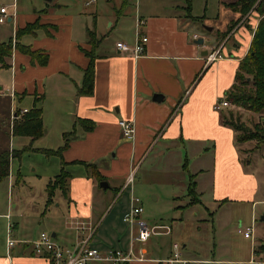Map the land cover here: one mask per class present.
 Returning a JSON list of instances; mask_svg holds the SVG:
<instances>
[{"label":"crops","instance_id":"crops-1","mask_svg":"<svg viewBox=\"0 0 264 264\" xmlns=\"http://www.w3.org/2000/svg\"><path fill=\"white\" fill-rule=\"evenodd\" d=\"M184 1L191 5L190 0ZM95 2L97 0H89L86 4ZM185 11V3H175L173 0H149L145 3L136 0L134 14L127 18L130 22L129 33L122 32L119 35L115 30L116 41L112 43L111 37L109 40L104 34V40L98 39L100 32H97L96 18L92 19V25L96 29L85 26L86 38L81 40L79 30L76 31L78 28L70 25L63 34L56 23L48 21V9L43 8L38 15L41 17L40 21L50 25L42 29L41 34H36L41 39L34 49L47 53V63H31L25 55L27 59L23 58L22 63L16 62L15 67L10 65L19 75L26 70L33 72L32 88L27 90L24 97L33 98V106L41 108L43 132L37 139L52 134L50 126L44 123L46 108L42 104H35V100L41 96L44 101L49 90V96L56 103L54 135L57 133V138H53L57 144L44 148L56 151L63 146L65 140L68 141L59 156L54 154L56 161H51L52 168L39 176V179H43L41 206L45 210L42 214L48 207L61 208L62 202L64 203L60 216L49 219L52 221L49 222L50 225L45 224L53 231L50 235H54L60 246L73 248L86 240L87 246L89 243L94 244L92 247L103 253L109 249H119L113 245L120 235L125 234V241L119 242L122 245L119 250L126 251L129 248L131 239L137 235L138 226L130 227L127 222L122 221V217L129 212L132 204L142 205L141 202L131 201L130 197L135 196L132 183L126 185V179L130 173L141 168L147 157L146 153L159 142L162 144L161 161L167 163L164 168L167 171L171 169L164 178L170 191L179 188L187 194L189 172L193 175L199 199L206 191L209 198L219 204L236 199H251L250 191L254 192L256 189L255 178L242 170L236 147V133L223 123V110L227 107L217 111L213 106L234 85V75L244 55L242 51L248 49L252 35L248 31L245 33L242 27L237 28L234 34L238 46L234 44L226 48L224 42L215 46L217 43L200 35V29L195 23L199 21L191 14L190 9L188 14ZM116 12L117 10L113 15ZM113 15L111 14L112 18ZM116 18L115 26L125 20L123 14ZM138 18L143 21L141 33L148 37V41L144 54L135 58L130 52L118 51L116 43L122 41L133 45L135 30L132 32L131 26L134 24L136 28ZM108 25L112 27L114 23L110 21ZM88 30L94 32L96 44L92 50L93 90L91 94L85 95L80 94L78 89L82 84L83 69L88 63L84 51L91 49ZM200 37L203 39L202 44L196 42ZM104 42L108 43L104 45ZM216 50H219V56L214 61H208L207 55ZM25 92L20 90L9 96L0 93V98L7 96L11 103L13 96L21 94L22 98ZM36 94L40 96L34 100ZM156 94L162 97L159 101L153 99ZM31 108L24 107L22 111ZM82 119L92 121L93 128L86 130L84 124L79 122ZM120 119L132 121V138L122 135L118 126ZM170 158H174V163ZM62 161L70 175L68 191L63 195L56 190L52 203L46 208V185L60 173ZM184 163L187 164L188 171L184 170ZM92 165L96 166L95 171L102 177L101 181L108 183L107 188L100 187L101 181L93 175V168H88ZM19 179L18 174L17 181ZM127 189L129 195L124 201L112 202V192L120 199ZM169 197L183 201L177 190L174 194L167 195V200ZM259 201H253L252 206ZM188 203L187 200L184 204L175 205L176 213L170 221L165 220L167 222L157 221L153 215L142 217V211L136 219L146 223L150 229L148 240L158 234L159 229L172 233L174 226L182 223L184 210L195 205ZM0 218L6 220L7 239L11 217L9 213H0ZM68 218L87 227L78 235L75 229L71 234L70 230L66 231ZM18 221L11 228V236L14 229L16 234L13 239L18 243L8 248L6 239L5 244L1 241L0 264H50L43 257L34 255L31 241L35 239L29 237L24 230L25 217L20 216ZM90 224L94 227H90ZM78 236L81 237L80 240L77 239ZM173 244L166 256H157L158 253L141 248L145 251L146 260L128 264H192L201 261L191 256L180 258L181 248L187 244L180 247L178 243L180 255L174 259Z\"/></svg>","mask_w":264,"mask_h":264},{"label":"rangeland","instance_id":"rangeland-1","mask_svg":"<svg viewBox=\"0 0 264 264\" xmlns=\"http://www.w3.org/2000/svg\"><path fill=\"white\" fill-rule=\"evenodd\" d=\"M88 1L0 0V7L9 6L10 11H15L16 14L15 19L0 23V43H8L12 40L14 44L16 42V29L34 20L43 8L48 9L47 13L50 15L48 21L56 23L63 34L70 28V25L73 28H78L76 31L78 32L79 30V39L81 40L86 38L85 26L92 30L96 29V26L93 27L92 25L93 17L94 19L96 18L97 32L98 34L100 32L98 39L100 41L104 40L102 35L104 34L109 37V40L111 37V41L114 43L116 41L115 30L118 31L117 34L119 35L122 32L129 33L130 22L127 18L134 14L136 0H97V2L87 5ZM137 1L145 3L149 0ZM150 1L153 2V0ZM173 1L175 3H185V14H188V2L186 3L184 0ZM235 1L190 0L191 14L199 18L196 19L199 22L195 23L200 29V35L217 43L215 46L222 42L226 43V48L230 45L234 46V44L238 46L234 34L235 29L242 27L246 33V31L251 32V29L256 26L258 16L255 13L247 12L241 15L239 5L234 6V8L229 7V4ZM115 10H117L116 16L123 14L125 19L116 26L117 18L115 14L113 15ZM110 21L114 23L112 27L108 25ZM254 22L255 26H253ZM207 28H211V30L208 31ZM133 29L135 30L134 24L131 26L132 32ZM42 31V29H39L35 34L22 35L17 41L34 49V46L41 39L40 36L36 37V34H41ZM107 43L104 42V45ZM247 51L248 49L242 51V54L244 53L243 57ZM23 58L27 59L25 55L13 47L12 57L5 60L9 67L0 66V93L9 96L20 90L22 92L26 91L22 94V98L21 94L13 96L11 103L10 98L7 96L0 98V151H9L10 154L9 177L0 180V213H9L12 227L20 216L25 217L24 230L29 237L36 239L41 232L49 235L53 232L45 224L50 225L49 222L52 221L49 219L60 216V212L64 209V203L62 202L61 208L48 207L42 214V211L45 210L41 206L43 196L41 180L43 179H39V176L43 172H47L50 167L52 168L51 161L54 159L56 161L54 154H47L43 149H46L44 148L45 146L54 147L57 144V141L53 138H57V133L54 135L56 131H54L56 103L49 96V90L44 101L42 96L40 99L37 98L35 100V97L40 96L37 94L34 96V100L36 105L42 104L46 108L44 123L50 126L52 134L45 138L32 140L28 137L13 135L11 132L12 122L17 118L14 117L13 119L12 113L16 114L15 111L21 110L19 114H23L22 110L24 107L31 108L33 106V98L24 97L27 94V90L32 88L31 79L33 72L26 70L25 72H20L19 75L10 66L13 64V67H15L16 62L22 63ZM228 102L229 105L223 112L225 114L232 112L234 121L238 120L252 128L251 126L258 123L261 118H264V110L261 113H254L233 102ZM236 147L239 152L238 157L241 161L242 170L248 173L250 177L255 178L256 189L254 192L250 191L251 199L249 201L236 199L219 204L209 198L207 191L202 193L200 199L197 195L198 202L196 201L197 203H195L193 208L184 210L182 223L175 225L172 233H165L164 229H159L158 234L151 236L147 242L134 241V252L137 255H139L140 249L144 248L154 254L158 253L157 256H166L169 254L170 246L172 247L175 242L180 247L183 244H187L186 247L181 248L183 250L180 258L191 256L194 259L201 260L192 264H253L254 262H264V251L259 248L264 239V221L261 220V216L264 215V206L261 204L262 201H259L264 200V143L259 140L236 142ZM161 148L162 144L160 142L153 146L152 150L146 153L147 157L144 158L141 168L137 172L132 173V190L134 196L140 200L143 207L142 217L153 215L157 218V221L163 220L167 222L176 213L175 205L184 204L187 200L188 202L194 201L195 198L186 196V191H180L179 188H174L175 190L171 188L172 191H170L169 186L164 182V178L167 177L171 169L167 171L164 168L167 163L161 161ZM183 155L184 153L182 158H184ZM170 159H173L174 163V158ZM18 174L21 178L19 181H17ZM176 190L183 201L177 200V198L172 200L170 197L167 200L166 196L174 194ZM113 194L112 192L114 197L112 202L118 200L119 203L128 197L129 192L127 189L120 199ZM253 201L259 202L252 206ZM252 223L254 233L251 240L238 232V229L241 228L243 230L245 227L252 225ZM67 224L70 228L66 227L68 229L66 231L70 230L71 234H73L75 229L77 235L82 233L83 229L87 227L83 223H74L69 218ZM90 227H92V224H90ZM15 234L14 229H12L13 236L11 237L13 238ZM5 236L6 220L0 218V243L2 241L5 244ZM180 236L181 238H179ZM70 237L73 239L72 235ZM125 238V234L120 235L119 240L113 245L114 248L121 249L120 246L122 245L119 242H124ZM77 239L80 240L81 237L78 236ZM59 242H61L60 238ZM88 246L92 247L95 245L89 243Z\"/></svg>","mask_w":264,"mask_h":264},{"label":"trees","instance_id":"trees-1","mask_svg":"<svg viewBox=\"0 0 264 264\" xmlns=\"http://www.w3.org/2000/svg\"><path fill=\"white\" fill-rule=\"evenodd\" d=\"M229 7L240 6V14L244 15L247 12L256 14L257 23L254 29H251V40L249 48L244 57L238 63L234 75V85L225 94L228 101L235 103L238 106L254 113H261L264 110V0H236L230 3ZM191 5L189 4V9ZM251 15V14H249ZM198 19V17H195ZM41 17L38 16L34 20L27 22L24 26L16 29V42L10 40L8 43H0V66L9 67L6 63L7 58L12 57L13 47L19 50L23 55L29 57L31 63L44 65L48 61V55L41 49H31L29 46L20 44L17 40L25 34H35L39 29H45L50 24L42 23ZM232 27V25H231ZM53 28L57 29L56 26ZM238 28V27H237ZM236 28V29H237ZM88 42L91 46L90 51H84L88 58V63L83 69L82 84L78 89L80 94L89 95L93 90L94 83V57L92 50L95 48L96 39L94 32L88 30ZM83 51V50H82ZM10 105V104H9ZM16 112V117L11 125V132L13 135L28 136L32 140L39 138L43 132V125L41 119V108L33 106L30 110L19 114ZM232 112L223 114V123L230 126L236 133V142H246L251 140L262 141L264 143V118H261L258 123H255L252 128L245 125L243 122L233 120ZM84 124L86 130L93 128L92 121L88 119L79 120ZM87 122V124H85ZM66 135H64L65 137ZM68 141L65 140L62 147L58 150L43 149L47 154L60 155L61 150L67 146ZM93 166V167H92ZM88 166L93 168L92 172L96 179L100 182L102 177H99L95 171V165ZM10 154L9 151H0V180L9 176ZM184 170H187V164H183ZM189 183L187 185V196L194 197V201H189L188 205L197 203V193L195 192V182L193 175L188 172ZM70 175L65 170V163L62 161L61 170L58 175L50 179L46 185V208L52 203L55 191L59 190L63 195L68 191V179ZM197 201V202H196ZM261 251H264V239L259 245ZM127 264V263H124ZM253 264H264V262H254Z\"/></svg>","mask_w":264,"mask_h":264},{"label":"built area","instance_id":"built-area-1","mask_svg":"<svg viewBox=\"0 0 264 264\" xmlns=\"http://www.w3.org/2000/svg\"><path fill=\"white\" fill-rule=\"evenodd\" d=\"M9 6L0 7V23H4L6 20L15 19V11L10 12ZM143 21L137 19L135 28V40L133 45H128L127 43L118 41L116 43V48L120 52H130L133 57L138 58L144 54L145 45L148 41V37L141 33V26ZM219 56V50L212 51L207 55L208 61H214ZM229 105L228 100L224 97L219 99L213 106L214 110H221ZM26 112V111H22ZM16 114L12 113V118L14 119ZM118 126L122 135L125 138H132L134 133V126L132 121H127L125 119H120L118 121ZM132 183V173L127 176L126 185ZM131 201L139 203V199L136 197H130ZM264 206V201L261 202ZM143 211L142 206H136L132 204L129 212H127L123 217L122 221L127 222L130 227L133 225L138 226L137 235L134 236L131 241L129 248L126 251L119 249H109L106 252H100L98 249L87 246V241H82L73 248H66L60 246L55 239L45 233L41 232L37 239L31 241V247L33 253L37 257H43L50 264H124L130 263L132 261H144L146 260L145 251L140 250L139 255L134 252V241L145 242L150 237L151 231L147 224L142 221H137L138 215ZM12 225H8L6 244L8 248H11L16 243L11 237ZM238 232L242 233L244 237L253 239L254 226L253 223L250 226L245 227L243 230L238 229ZM173 258H179V245L173 244ZM172 261V260H169Z\"/></svg>","mask_w":264,"mask_h":264},{"label":"water","instance_id":"water-1","mask_svg":"<svg viewBox=\"0 0 264 264\" xmlns=\"http://www.w3.org/2000/svg\"><path fill=\"white\" fill-rule=\"evenodd\" d=\"M8 20L10 21V19H8ZM207 30L210 31L211 28H207ZM196 42L199 43V44H202V43H203V39L200 37V38L196 39ZM204 53H206V51H204ZM161 98H162V97H161V95H159V94H156V95H154V97H153V99H154L155 101H159ZM99 185H100V187H102V188H107V187L109 186L108 183H107L106 181H101V182L99 183ZM261 220L264 221V215L261 216ZM51 236L54 238V235H51Z\"/></svg>","mask_w":264,"mask_h":264}]
</instances>
